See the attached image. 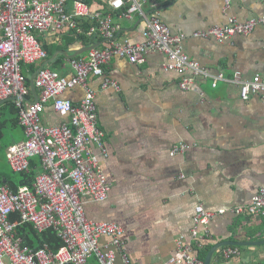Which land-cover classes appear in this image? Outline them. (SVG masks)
<instances>
[{"label": "crops", "instance_id": "crops-1", "mask_svg": "<svg viewBox=\"0 0 264 264\" xmlns=\"http://www.w3.org/2000/svg\"><path fill=\"white\" fill-rule=\"evenodd\" d=\"M144 12L148 16L158 14L173 34L185 35L184 52L212 75L223 73L230 80L240 72L246 80L258 74L264 79V26L250 36L238 35L225 43L194 37L195 33L225 25L229 17L242 22L263 18L264 0H233L228 10L224 0H149ZM112 17L120 26L118 40L144 42L146 23L142 16L123 19L113 13ZM71 33L56 39L40 36L44 49L50 47L55 53L49 57L46 50L48 58L35 66L41 68L57 54L44 68L71 77L69 56L86 58L89 51L85 49L93 46H85L81 40L72 42L68 37ZM169 64V59L158 52H150L140 65L115 57L104 77L89 80L96 95L98 126L105 133L109 153L101 164L112 191L108 201H89L85 211L89 220L116 223L124 229V252L130 264L166 262L175 254L178 240L193 242L199 206L207 212L229 211L249 204L264 189L263 99L253 96L243 101L238 86L219 82L213 88V80L202 77L195 78L196 90L182 89V77ZM105 78L115 81L120 90L104 89ZM29 88L28 100L33 102L31 83ZM84 97L81 87L64 94L75 105ZM14 107L15 100L0 105V123L7 121L0 149L7 133L12 135L13 145L26 140ZM42 118L46 126L69 120L55 111L53 102L46 104ZM180 144L186 145L185 153L171 156L172 149ZM8 149L0 162L9 164ZM31 163H37L31 171H42L39 158ZM0 175V182L6 186L5 178L10 177ZM201 229L211 236L203 242V249L222 241L264 240V219L258 217L228 213ZM241 248L239 255L230 259L219 250L212 264H264V246ZM118 264H124L121 256Z\"/></svg>", "mask_w": 264, "mask_h": 264}, {"label": "built area", "instance_id": "built-area-1", "mask_svg": "<svg viewBox=\"0 0 264 264\" xmlns=\"http://www.w3.org/2000/svg\"><path fill=\"white\" fill-rule=\"evenodd\" d=\"M90 1L0 0V102L15 99L20 110L19 122L26 133L25 141L8 149V162L15 173H28L34 158L40 159L42 168L32 189L23 188L15 193L8 186L0 187V264H118L119 256L124 264H130L124 252V229L116 223L89 220L85 211L89 201L105 203L112 191L101 164L109 153L105 133L98 126L96 95L89 80L104 77L115 57L140 65L150 52H158L169 59V68L182 77V89L196 90V77L210 78L213 88L219 82L238 86L243 101L253 96L264 101L261 75L249 80L243 79L240 72L230 80L223 73L212 75L184 52L185 35L173 34L158 14L146 15L144 7L149 0H94L93 5ZM224 1L228 10L233 0ZM113 13H119L123 19L142 16L146 23L144 42L118 40L120 26L114 23ZM84 20L91 21L93 26L88 32H79L101 44L90 50L86 58L69 61L73 70L69 78L43 68L35 78L39 102L29 101L24 67L48 58L39 37L51 35L56 39L77 30ZM260 26H264V17L245 22L229 17L225 25L195 33L194 37L225 43L238 35L250 36ZM105 79L104 89L120 90L115 81ZM77 87L84 89L85 97L75 105L64 94ZM48 102H53L55 111L69 119L67 123L44 125L42 116ZM186 150V145H176L171 156ZM228 213L264 219V189L249 204L229 211L207 212L199 206L194 217V241L178 240L175 254L159 264H204L196 250L203 249V242L211 236L201 227ZM12 215L19 220L12 222ZM22 224L33 225L39 234L55 230L63 248L55 253L48 245L37 251L24 246L22 239L15 236ZM105 238L110 241L103 242ZM223 250L226 259L239 255L237 247Z\"/></svg>", "mask_w": 264, "mask_h": 264}, {"label": "trees", "instance_id": "trees-1", "mask_svg": "<svg viewBox=\"0 0 264 264\" xmlns=\"http://www.w3.org/2000/svg\"><path fill=\"white\" fill-rule=\"evenodd\" d=\"M89 3L93 5V3L91 1ZM92 26H93V24L91 23V21H85V20L81 21L79 23L78 29L72 31V33L69 34L68 37L71 38L72 42H74L76 40H81L84 42L85 46L94 45L95 41L93 39H90L87 35H84V34L79 32V30H83L84 32H88ZM46 50L49 53V57H52L55 53V51L52 50V48H50V47H46ZM37 70H38V66H35V65L30 66L29 69H28V67H26L24 69V74L27 78L28 87L30 86V83H31V80H30L31 76H33L37 72ZM13 109H14L13 113L15 115H17V120H19L20 110L17 107H14ZM8 122H10V119L8 120ZM6 123H7V121L0 123V138L4 134L3 130L6 126ZM31 164H32L31 168L37 166V163H31ZM40 173H36V172L31 171V170L28 173H21L23 176V179L21 180L20 186L15 185L14 183H12L10 181V179L8 177H6L5 178V180L7 182L6 186L10 187V189L15 193H17L18 191H20L23 188L32 189L33 182H34L35 178ZM3 182L2 183L0 182V186H2V185L5 186V184ZM10 219L12 222H17L19 220L17 215H12ZM15 236L19 239H22L24 246H28V247L34 249L35 251L43 248L45 245H48L50 250H52L55 253L59 252L63 248V242L59 239L55 230H52V229L47 230L44 233L39 234L33 225L22 224V225H19L17 227V229L15 230ZM211 249H212V247L209 246V247H206L205 249L198 250L196 255L199 257V259L201 261L204 262ZM238 249H242V248H238Z\"/></svg>", "mask_w": 264, "mask_h": 264}, {"label": "water", "instance_id": "water-1", "mask_svg": "<svg viewBox=\"0 0 264 264\" xmlns=\"http://www.w3.org/2000/svg\"><path fill=\"white\" fill-rule=\"evenodd\" d=\"M99 45L96 46H92V47H88L85 49V52H88L90 50H92L93 48L98 47ZM57 54L51 58L44 66H42L41 68L38 69V71L32 76L31 78V87H32V91L34 93L35 96V103L39 102V97L37 96V89L35 86V78L38 75V73L47 65L51 64L55 58H56ZM78 55H73V56H69L70 59H75ZM8 100H15L14 98H10ZM5 101L0 102V105L3 104ZM260 246H264V240L263 241H259V242H234V241H222L217 243L216 245H214L212 247V249L209 251L204 264H212L213 262V258L214 255L221 249L226 248V247H237V248H241V247H260Z\"/></svg>", "mask_w": 264, "mask_h": 264}, {"label": "rangeland", "instance_id": "rangeland-1", "mask_svg": "<svg viewBox=\"0 0 264 264\" xmlns=\"http://www.w3.org/2000/svg\"><path fill=\"white\" fill-rule=\"evenodd\" d=\"M106 1V0H103ZM14 144L13 137L9 133L6 134L4 137L2 143H1V149H0V157L2 159H5V156L7 155V147L11 146ZM7 148V149H6ZM0 163V172L2 174H6L7 176L10 177L11 181L17 185L20 186L21 180L23 179V176L21 173H15L11 166L7 164L5 160L1 161ZM1 176V175H0Z\"/></svg>", "mask_w": 264, "mask_h": 264}]
</instances>
